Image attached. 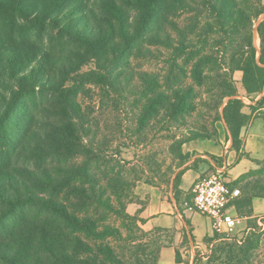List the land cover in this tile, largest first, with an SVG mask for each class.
<instances>
[{
	"label": "trees",
	"instance_id": "1",
	"mask_svg": "<svg viewBox=\"0 0 264 264\" xmlns=\"http://www.w3.org/2000/svg\"><path fill=\"white\" fill-rule=\"evenodd\" d=\"M193 12L192 22L181 26L178 18ZM204 12L212 19L198 35ZM262 15L264 0H0V264H158L163 236L135 241L109 220L116 216L152 234L139 226L142 207L128 212L130 204L146 202L120 161L100 146L92 111L79 97L92 86L116 96L113 101L135 114V135L154 125L180 129L207 110L211 128L173 134L176 167L160 175L159 184H147L171 183L169 173L191 158L185 143H218V121L227 124L240 156L243 128L264 114ZM212 34L222 37L220 56L206 51ZM155 48L171 51L164 74L131 68L132 58L158 56ZM92 62L95 67L84 70ZM236 71L251 104L240 96ZM252 163L263 166L231 185L241 187L233 205L244 217L254 215L255 198H264V180L255 178L264 174V160ZM184 171L174 178L177 200ZM154 233L171 240L169 231ZM260 238L255 231L242 241L214 233L205 237L207 259L197 256L195 264H257Z\"/></svg>",
	"mask_w": 264,
	"mask_h": 264
},
{
	"label": "rangeland",
	"instance_id": "2",
	"mask_svg": "<svg viewBox=\"0 0 264 264\" xmlns=\"http://www.w3.org/2000/svg\"><path fill=\"white\" fill-rule=\"evenodd\" d=\"M244 1L246 0H241V2ZM251 1L254 2L256 0ZM195 14H197V12H193V14H185L182 17L178 18V22L183 27L189 25V23L192 22V17H194ZM263 17L264 15L260 17L259 21ZM199 19V28L198 31H196V34L198 35L203 31L202 27L204 25V22L207 19L212 18H208L206 12H204L202 17H200ZM259 21L255 22V28L258 26ZM196 34L193 36L195 41H197L198 39V36H196ZM221 38L222 37L219 34H212L209 38L206 51L209 53H215V56H220L221 54L219 52L222 53V51L224 50V45L218 44L220 43ZM254 39L256 46L259 48L260 40L256 32ZM155 49L157 50L158 56L148 59L143 57L132 58L131 68L136 72L155 71L164 74L165 71L168 69L167 61L171 51L166 48ZM94 67L95 64L94 62H92L91 64L86 66L84 70H88ZM234 77L236 78L238 83L237 86L240 96L244 99L247 104H251V101L249 98L246 97V93H244V89L242 86V72H236L234 74ZM114 97L116 96L112 95V98L104 97L98 87L92 86L91 94L87 96L81 95L79 97V101L81 102L84 108L87 109V107H90V110L92 111L91 117L93 120V126L95 131L98 132V141L100 146L104 149H107L108 155L113 157L116 161H120V163L124 166V174H126L131 181L135 182V185L132 187V189L134 190L140 183H147V181H152L155 184H159L161 181L160 175H163L164 172L168 171L170 166H173V168L176 167L177 161L174 160L173 155L170 153V144L172 143L171 136L173 134L178 136L182 133H187L188 127L193 128L197 127V125L198 128L201 129L203 127V124H208L211 128V118H209L208 115H204V112L206 113L207 111L204 109L203 112L195 113V115L189 119L188 126H184L180 129L174 128L171 130H161L159 128V125H154L144 130L140 135H135L132 133V129L135 127V114L132 113L130 106H123L122 104L119 105L118 103L113 101L112 99ZM245 110L250 111L248 107H246ZM260 115L264 117V114ZM203 116L206 118H204ZM259 122L263 123L264 125L263 118H260ZM259 140L262 141V139L260 138ZM188 149V143L184 144L183 152L190 154L192 157L195 152L193 153ZM253 165L257 168L263 166H257L255 164ZM152 169L155 170L153 171ZM178 169L179 168H177L176 171ZM207 172L212 173L214 172V170L213 168H211ZM174 175L175 173L173 174V172L169 173L171 179ZM255 178H262L264 180V174L257 175ZM233 183L234 182H231L230 185H234ZM236 187H239L241 189L239 185ZM260 215L264 217V209L255 213V217L252 219H247L244 218V216L240 215L242 219L238 222L236 232L230 238H224L223 236L221 237L231 241H242L246 237L251 235L252 231H255L257 235L261 236V247L260 249L256 250V263L264 264V218L260 220ZM109 220L112 224L120 227L124 236H130L132 237V240L135 241H139V239L143 238L144 241L146 240L152 243L154 240L156 241L158 237H164L166 235V233H152L151 235L146 237L145 234L140 232L137 225H132L129 221H126V224H123L122 219H119L116 216H111ZM255 224H257V227H255V229L253 228L252 230H250L249 227H254ZM139 226L141 227L140 223ZM124 243L125 242H122V244ZM114 244L117 246V249H120L121 251V247L118 246L119 244L116 242H114ZM155 247L156 246L153 244L150 250H153ZM203 251H205V255L210 254L209 248H204ZM199 261H203L202 256L199 257L198 262Z\"/></svg>",
	"mask_w": 264,
	"mask_h": 264
},
{
	"label": "crops",
	"instance_id": "3",
	"mask_svg": "<svg viewBox=\"0 0 264 264\" xmlns=\"http://www.w3.org/2000/svg\"><path fill=\"white\" fill-rule=\"evenodd\" d=\"M260 118L263 117L260 113H256L252 122L243 128L240 156L232 148L227 124L224 120L218 121L216 126L219 131V142L212 139L187 142L188 150L195 154L175 172L169 187L163 184L150 185L145 182L136 187L135 194L146 204L143 206L130 204L128 212L135 214L142 207L140 216L144 220L140 224L146 232L154 233L156 230L171 232V240L170 237L167 239L163 237V240H166H164L166 246L161 251L158 264H195L197 256H202L203 260L207 259L203 250L208 248L205 237L214 235L211 219L199 211L186 208L185 201L189 196L192 199L195 183L209 175L210 172H207L209 169L213 168L214 171L219 167L228 169L227 180L231 183L255 167L252 159H264V125L259 122ZM210 155H214L219 160L212 159ZM184 168L185 171L178 186L180 197L177 200L173 188L174 178ZM253 206L254 215L244 218L252 219L255 213L262 211L264 198H255ZM177 252L181 262L176 261Z\"/></svg>",
	"mask_w": 264,
	"mask_h": 264
},
{
	"label": "built area",
	"instance_id": "4",
	"mask_svg": "<svg viewBox=\"0 0 264 264\" xmlns=\"http://www.w3.org/2000/svg\"><path fill=\"white\" fill-rule=\"evenodd\" d=\"M192 192V199L185 201L186 208L207 215L211 219L214 233L230 238L242 219L233 205L242 192L239 187H231L227 180L226 168L219 167L199 179ZM263 218L260 217V220Z\"/></svg>",
	"mask_w": 264,
	"mask_h": 264
}]
</instances>
